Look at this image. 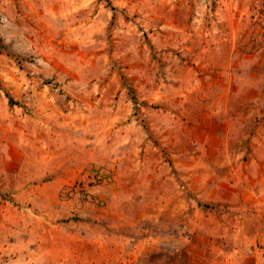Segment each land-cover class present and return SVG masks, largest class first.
Instances as JSON below:
<instances>
[{
  "label": "rangeland",
  "instance_id": "1",
  "mask_svg": "<svg viewBox=\"0 0 264 264\" xmlns=\"http://www.w3.org/2000/svg\"><path fill=\"white\" fill-rule=\"evenodd\" d=\"M0 264H264V0H0Z\"/></svg>",
  "mask_w": 264,
  "mask_h": 264
},
{
  "label": "crops",
  "instance_id": "2",
  "mask_svg": "<svg viewBox=\"0 0 264 264\" xmlns=\"http://www.w3.org/2000/svg\"><path fill=\"white\" fill-rule=\"evenodd\" d=\"M83 132H88L89 133L90 131H88V130L87 131L82 130V133L79 132V135H76V137H75L74 140L77 141V148L78 149H81L82 148V149H86L87 151L94 152L96 150L97 139L99 140V138H97L95 135H87V136H84ZM91 132H93V131H91ZM104 138H107V136L104 137ZM80 141H82V146L81 147H79L80 145H78V143H80ZM79 167H78L77 170H79V172H80L82 170Z\"/></svg>",
  "mask_w": 264,
  "mask_h": 264
}]
</instances>
